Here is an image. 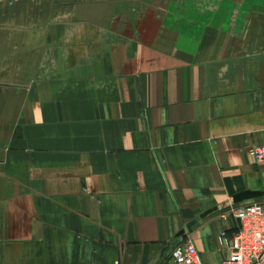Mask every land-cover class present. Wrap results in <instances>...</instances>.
Returning <instances> with one entry per match:
<instances>
[{"label":"crops","instance_id":"obj_1","mask_svg":"<svg viewBox=\"0 0 264 264\" xmlns=\"http://www.w3.org/2000/svg\"><path fill=\"white\" fill-rule=\"evenodd\" d=\"M263 144L264 0H0V264H217Z\"/></svg>","mask_w":264,"mask_h":264},{"label":"built area","instance_id":"obj_2","mask_svg":"<svg viewBox=\"0 0 264 264\" xmlns=\"http://www.w3.org/2000/svg\"><path fill=\"white\" fill-rule=\"evenodd\" d=\"M249 155L264 163V144L250 148ZM231 204L229 212L237 224L231 234H218L224 256L217 264H264V197ZM169 258L173 264H202L190 235L172 246Z\"/></svg>","mask_w":264,"mask_h":264},{"label":"water","instance_id":"obj_3","mask_svg":"<svg viewBox=\"0 0 264 264\" xmlns=\"http://www.w3.org/2000/svg\"><path fill=\"white\" fill-rule=\"evenodd\" d=\"M263 196H264V191L247 189V190H242V191L234 193L231 196V199H232V203L236 204V203H241V202L249 200V199L263 197ZM215 209H216V207L204 211L203 213L200 214V217L201 218L205 217L206 215H208L210 212L214 211ZM191 223H193V222H191ZM191 223H189L188 226H190ZM182 232H183V230L180 231L179 234H181Z\"/></svg>","mask_w":264,"mask_h":264},{"label":"rangeland","instance_id":"obj_4","mask_svg":"<svg viewBox=\"0 0 264 264\" xmlns=\"http://www.w3.org/2000/svg\"><path fill=\"white\" fill-rule=\"evenodd\" d=\"M232 204L228 205V214L230 213L229 210H230V207H231Z\"/></svg>","mask_w":264,"mask_h":264}]
</instances>
